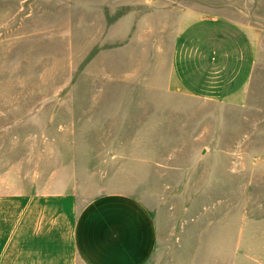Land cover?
<instances>
[{"label": "rangeland", "instance_id": "rangeland-1", "mask_svg": "<svg viewBox=\"0 0 264 264\" xmlns=\"http://www.w3.org/2000/svg\"><path fill=\"white\" fill-rule=\"evenodd\" d=\"M184 12L258 34L246 105L163 88ZM66 187L146 204L148 264H230L240 230L264 264V0H0V192Z\"/></svg>", "mask_w": 264, "mask_h": 264}, {"label": "crops", "instance_id": "crops-1", "mask_svg": "<svg viewBox=\"0 0 264 264\" xmlns=\"http://www.w3.org/2000/svg\"><path fill=\"white\" fill-rule=\"evenodd\" d=\"M259 51L254 30L184 12L163 88L244 106ZM241 234L240 254L229 263L255 264ZM158 242L152 211L130 193H105L80 205L69 187L0 192V264H148Z\"/></svg>", "mask_w": 264, "mask_h": 264}]
</instances>
